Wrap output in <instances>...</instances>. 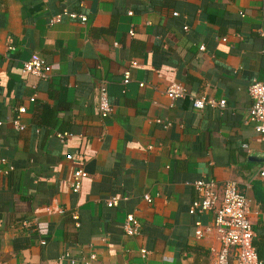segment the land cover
Segmentation results:
<instances>
[{
    "label": "crops",
    "instance_id": "1",
    "mask_svg": "<svg viewBox=\"0 0 264 264\" xmlns=\"http://www.w3.org/2000/svg\"><path fill=\"white\" fill-rule=\"evenodd\" d=\"M64 10L87 21L52 24ZM34 53L49 78L22 73ZM254 79L264 81V0H0V264H59L65 253L213 264L217 235L199 240L195 229L214 214L189 212L201 178L238 183L264 260V136L246 124ZM174 83L186 98L167 97ZM191 97L227 105L196 110ZM20 107L23 131L13 125ZM78 170L88 176L76 194ZM130 214L139 236L125 234ZM35 218L39 232L22 226Z\"/></svg>",
    "mask_w": 264,
    "mask_h": 264
},
{
    "label": "built area",
    "instance_id": "2",
    "mask_svg": "<svg viewBox=\"0 0 264 264\" xmlns=\"http://www.w3.org/2000/svg\"><path fill=\"white\" fill-rule=\"evenodd\" d=\"M130 14H132L130 12ZM174 15H178L174 13ZM63 17H68L72 20H80L82 23L87 21V17L79 15L69 10H64L56 16L51 23L56 24L62 21ZM133 35V32H131ZM52 67L38 53L31 55L30 59L23 64L22 73L32 74L41 79H47L50 76ZM129 81V73H127L125 83ZM249 94L252 99V106L249 110V116L246 124L253 125L254 130L264 136V81L254 79L250 88ZM188 96L187 88L183 84L174 83L167 90V97L171 101L184 99ZM193 107L196 110H203L207 106L212 108H226V100L216 101L206 97L193 98L191 97ZM34 101V98H33ZM98 110L103 118H108L113 112V107L110 102L107 86L103 84L99 92ZM27 113L25 107L18 109V115L13 120V125L19 131L25 130V126L21 123V117ZM3 122L0 121V125ZM69 135L67 133L58 134L61 143H65ZM69 160L73 156H67ZM2 172L0 171V176ZM88 174L83 170H78L75 173L74 179L71 182L73 193H79L82 189L84 179ZM194 188L197 192V199L190 206L189 212L191 215L198 216L208 212L214 214V221L211 225L205 226L202 222H196L195 237L203 239L209 234L215 233L221 244V249L216 254V259L213 264H264L256 250L255 230L250 219V204L249 200L243 195L236 181H227L222 188H219L217 182L211 178H201L194 183ZM119 197L114 196L107 201L109 207L117 206ZM126 199V198H124ZM144 199L151 203L152 197L145 195ZM75 219H78L76 216ZM24 228H34V231L39 232V222L35 218L22 222ZM35 226V227H34ZM76 226H80L77 222ZM36 228V230H35ZM142 231V224L133 214L127 216L125 221V234L127 236H139ZM45 240H41L42 245H46ZM149 251L141 250L143 259H147ZM97 260V255L92 253L89 258L77 260L71 258L68 253L63 254L59 258L61 262H69L70 264H93Z\"/></svg>",
    "mask_w": 264,
    "mask_h": 264
},
{
    "label": "trees",
    "instance_id": "3",
    "mask_svg": "<svg viewBox=\"0 0 264 264\" xmlns=\"http://www.w3.org/2000/svg\"><path fill=\"white\" fill-rule=\"evenodd\" d=\"M52 125V124H51Z\"/></svg>",
    "mask_w": 264,
    "mask_h": 264
}]
</instances>
